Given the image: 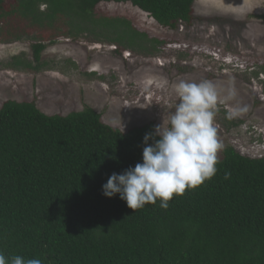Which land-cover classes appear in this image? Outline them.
<instances>
[{"label": "trees", "instance_id": "1", "mask_svg": "<svg viewBox=\"0 0 264 264\" xmlns=\"http://www.w3.org/2000/svg\"><path fill=\"white\" fill-rule=\"evenodd\" d=\"M0 20L17 14L31 25L83 35L117 49L156 50L163 44L123 16L96 13L101 2L131 3L163 27L191 24L196 0H14ZM264 17V16H263ZM43 42L33 60L40 68ZM35 62V63H34ZM154 124L127 131L92 107L47 114L34 101L0 107V251L43 264H264V155L229 145L217 172L195 189L134 210L103 185L143 162L144 136ZM159 139V137H157ZM152 143V141H149Z\"/></svg>", "mask_w": 264, "mask_h": 264}, {"label": "rangeland", "instance_id": "2", "mask_svg": "<svg viewBox=\"0 0 264 264\" xmlns=\"http://www.w3.org/2000/svg\"><path fill=\"white\" fill-rule=\"evenodd\" d=\"M13 3L5 1L7 11ZM96 13L126 17L163 44L154 51L117 49L87 35L68 37L62 24L40 27L10 14L0 20V107L8 99L34 101L47 114L92 107L127 131L167 123L180 80L211 81L226 98L214 117L223 144L218 158L229 145L264 155V0H196L194 21L176 29L128 2H101ZM35 42L47 45L41 67L14 65L33 60Z\"/></svg>", "mask_w": 264, "mask_h": 264}, {"label": "clouds", "instance_id": "3", "mask_svg": "<svg viewBox=\"0 0 264 264\" xmlns=\"http://www.w3.org/2000/svg\"><path fill=\"white\" fill-rule=\"evenodd\" d=\"M174 92L179 102L167 123L163 120L144 136L143 162L123 173L114 172L103 185L105 196L119 194L136 211L147 204L155 205L158 200L159 206L167 209L174 196L202 185L218 170V153L223 144L218 139L214 117L226 98L211 81L180 80L174 85ZM233 115L230 111L228 118ZM0 264L43 262L21 255L8 257L0 251Z\"/></svg>", "mask_w": 264, "mask_h": 264}]
</instances>
